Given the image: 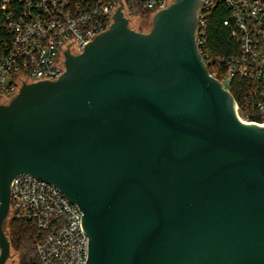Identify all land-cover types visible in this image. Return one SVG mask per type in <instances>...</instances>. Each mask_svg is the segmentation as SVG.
<instances>
[{
	"label": "water",
	"instance_id": "water-1",
	"mask_svg": "<svg viewBox=\"0 0 264 264\" xmlns=\"http://www.w3.org/2000/svg\"><path fill=\"white\" fill-rule=\"evenodd\" d=\"M200 5L174 0L144 33L121 3L59 79L0 104V264L22 174L83 212L86 264H264V125L209 73Z\"/></svg>",
	"mask_w": 264,
	"mask_h": 264
},
{
	"label": "built area",
	"instance_id": "built-area-1",
	"mask_svg": "<svg viewBox=\"0 0 264 264\" xmlns=\"http://www.w3.org/2000/svg\"><path fill=\"white\" fill-rule=\"evenodd\" d=\"M123 4V13L132 20L141 18L139 2L152 18L174 0H0L4 28L0 45V104L9 102L25 84L55 81L66 70L65 51L80 54L85 44L106 31ZM218 6L231 13L232 34L239 42L240 54L218 58L226 67L219 80L223 87L239 76L256 82L260 99L254 102L264 125V0H201L198 9L196 43L207 67L214 60L205 48L206 21ZM227 21L225 25H229ZM217 69V68H216ZM229 91V90H228ZM258 91H252L254 101ZM6 104V103H5ZM241 119V120H242ZM247 120V121H245ZM243 121V120H242ZM1 204V202H0ZM83 212L54 185L28 174L15 177L7 217L33 221L39 231L37 250L42 264H86L89 238L82 227ZM10 239V238H9Z\"/></svg>",
	"mask_w": 264,
	"mask_h": 264
},
{
	"label": "trees",
	"instance_id": "trees-1",
	"mask_svg": "<svg viewBox=\"0 0 264 264\" xmlns=\"http://www.w3.org/2000/svg\"><path fill=\"white\" fill-rule=\"evenodd\" d=\"M130 1L132 2V0ZM137 5L138 15L149 20L151 12L144 10L139 2ZM3 18L4 15L0 10V42L4 28ZM227 21H231L229 25H225ZM232 24L231 13L223 6L216 7L206 21L205 48L212 56L213 65H215V69L209 65L208 70L213 75L218 72L216 77L219 80L222 79V74L226 72V67L221 62H217V59L220 57L230 58L240 54L239 42L232 34ZM227 89L238 104L242 116L247 117L250 121H261L254 105V102L260 99L259 90L261 89L256 82L237 76L233 78ZM252 91H258L254 101L250 98ZM8 233L11 247L15 252L20 253V264H42L37 250L39 231L35 222L12 219L8 223Z\"/></svg>",
	"mask_w": 264,
	"mask_h": 264
},
{
	"label": "rangeland",
	"instance_id": "rangeland-1",
	"mask_svg": "<svg viewBox=\"0 0 264 264\" xmlns=\"http://www.w3.org/2000/svg\"><path fill=\"white\" fill-rule=\"evenodd\" d=\"M152 18H150L149 20H146L142 17L141 18H139V17L135 18L132 20V25H130V26H131V28H133L137 32L147 33L152 28ZM5 103H8V102L5 101L4 104ZM242 120L244 121V119H242ZM245 121H247V120H245ZM247 122H249V121H247ZM20 259H21L20 253L15 252L13 250V248L11 247V255H10V258L8 259V261L6 262V264H20Z\"/></svg>",
	"mask_w": 264,
	"mask_h": 264
}]
</instances>
